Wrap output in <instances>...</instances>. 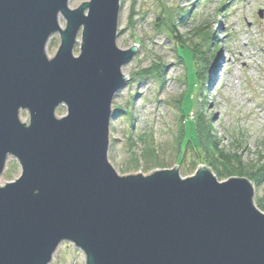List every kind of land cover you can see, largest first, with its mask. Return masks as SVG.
<instances>
[{
	"label": "water",
	"instance_id": "obj_1",
	"mask_svg": "<svg viewBox=\"0 0 264 264\" xmlns=\"http://www.w3.org/2000/svg\"><path fill=\"white\" fill-rule=\"evenodd\" d=\"M68 1L0 0V175L8 156L21 168L0 184V264H49L62 242L85 264H264V214L248 180L219 183L204 166L185 179L176 165L114 171L111 104L138 46L116 47L121 0Z\"/></svg>",
	"mask_w": 264,
	"mask_h": 264
},
{
	"label": "rangeland",
	"instance_id": "obj_2",
	"mask_svg": "<svg viewBox=\"0 0 264 264\" xmlns=\"http://www.w3.org/2000/svg\"><path fill=\"white\" fill-rule=\"evenodd\" d=\"M82 1L69 0L68 7ZM59 17L63 28L66 22ZM205 33L213 38L210 53L202 41ZM115 42L121 51L134 44L138 51L122 65L127 80L112 99L107 159L114 171L146 176L176 165L185 179L204 166L219 183L248 180L253 205L264 214V0H121ZM199 43L209 62L200 82V65L192 59ZM59 45L55 33L46 53L55 55ZM145 70L150 75L140 77ZM20 113L22 120L29 118L27 111ZM55 114L65 116L66 106ZM199 125L211 128L224 157H238L233 174L219 178L215 168L223 174L227 167H214L210 158L202 161L190 150L198 144ZM20 173L17 160L8 156L0 184ZM49 264H85V255L62 242Z\"/></svg>",
	"mask_w": 264,
	"mask_h": 264
},
{
	"label": "trees",
	"instance_id": "obj_3",
	"mask_svg": "<svg viewBox=\"0 0 264 264\" xmlns=\"http://www.w3.org/2000/svg\"><path fill=\"white\" fill-rule=\"evenodd\" d=\"M213 38L210 37V34H203L202 36V41L204 43H208L207 47V53H210L211 51V45L213 44L212 42ZM200 43L192 49V59L199 63L200 68L198 74H196V77L198 78V82H200L209 68V62L207 59V55L204 51H201L200 48ZM158 74H161V69L158 70ZM150 75V70H145L141 72L140 77H147ZM201 79V80H200ZM203 125V124H201ZM199 125L198 128H196V140L198 141V144L195 148H191L190 150L195 151L197 154L196 157L200 158V160L205 161L207 158L211 159V164L212 166H222V167H227L223 171V174L221 173V170H217L215 168V171L217 172L219 178L221 177H226L227 175H231L234 173L233 169V164L235 166L239 167L240 162L238 161V157L232 156L233 159H227V156H223V151L219 148V145L217 141L215 140V137L213 136L212 130L210 127L205 128L204 126ZM185 148H188L187 145H185ZM201 153V155H200ZM152 156V155H151ZM227 157V158H226ZM158 165V167H160ZM264 170V169H263ZM259 172V171H257ZM255 171V174L257 173ZM262 176V177H260ZM260 178H264V172L260 174ZM259 180V178H257Z\"/></svg>",
	"mask_w": 264,
	"mask_h": 264
},
{
	"label": "bare ground",
	"instance_id": "obj_4",
	"mask_svg": "<svg viewBox=\"0 0 264 264\" xmlns=\"http://www.w3.org/2000/svg\"><path fill=\"white\" fill-rule=\"evenodd\" d=\"M67 113V112H66Z\"/></svg>",
	"mask_w": 264,
	"mask_h": 264
}]
</instances>
